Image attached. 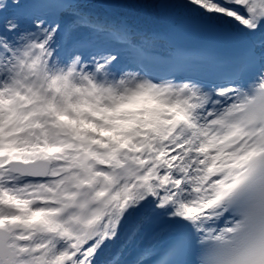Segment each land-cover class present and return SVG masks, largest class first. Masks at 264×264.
<instances>
[{
	"label": "snow or ice",
	"instance_id": "6c2138e0",
	"mask_svg": "<svg viewBox=\"0 0 264 264\" xmlns=\"http://www.w3.org/2000/svg\"><path fill=\"white\" fill-rule=\"evenodd\" d=\"M0 264H264V0H0Z\"/></svg>",
	"mask_w": 264,
	"mask_h": 264
},
{
	"label": "bare ground",
	"instance_id": "6f19581e",
	"mask_svg": "<svg viewBox=\"0 0 264 264\" xmlns=\"http://www.w3.org/2000/svg\"><path fill=\"white\" fill-rule=\"evenodd\" d=\"M136 15H139L141 17V19L144 21H155L157 20L152 13V10L150 9H144V10H140L137 13H135Z\"/></svg>",
	"mask_w": 264,
	"mask_h": 264
}]
</instances>
